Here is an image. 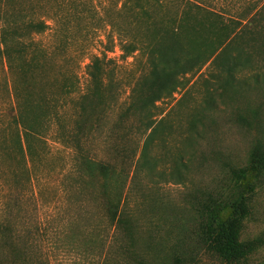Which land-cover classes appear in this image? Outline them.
Here are the masks:
<instances>
[{"label":"rangeland","instance_id":"1","mask_svg":"<svg viewBox=\"0 0 264 264\" xmlns=\"http://www.w3.org/2000/svg\"><path fill=\"white\" fill-rule=\"evenodd\" d=\"M159 1L146 5L165 24L177 5ZM119 2L7 4L23 22L43 19L46 29L30 36L33 43L11 68L0 58V223L10 227L18 247L38 264H220L195 241L193 232L207 214L200 207V217L198 205L232 197L229 167L246 164L255 140L264 148V74H237V81H244L243 92L231 102L228 92L221 94L211 81L208 63L184 75L180 87L154 103L155 129L140 157L150 130L143 132L140 115L122 112L135 78L146 70L145 55L135 51L123 58L107 25L120 26L136 40L150 37L142 22L131 23V13L119 10ZM202 2L224 16L260 5ZM210 29L213 37L223 28L213 22ZM102 54L113 68L114 88L78 115L77 100L87 88L86 65ZM243 105L259 106V132L231 121L233 108ZM18 111L41 133L30 140L32 154H25V167L13 144L19 128L10 122ZM83 159L106 164L116 173L123 170L122 188L121 180L113 178L110 197L119 195L118 210L131 224L129 240L110 224L100 179ZM251 207L238 239L259 238L261 243L242 264H264V173L251 194ZM6 252L0 246V263Z\"/></svg>","mask_w":264,"mask_h":264},{"label":"trees","instance_id":"2","mask_svg":"<svg viewBox=\"0 0 264 264\" xmlns=\"http://www.w3.org/2000/svg\"><path fill=\"white\" fill-rule=\"evenodd\" d=\"M42 1L53 4H90L91 0ZM171 1L177 5L175 14L167 23L162 24L152 16L150 6L146 5L153 2L161 4L159 0H120L119 10L131 13V23L142 22L145 34L150 37L147 41L129 38L125 30L114 23L107 25L110 32H114L118 38L123 58L135 51L145 55L146 70L135 78L130 89L129 103L122 112L140 115L139 126L143 132L150 130L140 157L144 155L147 140L155 129L151 118L154 103L170 96L180 87L184 75L198 71L208 63L211 81L220 89L221 94L228 92V100L231 102L243 92L244 81H237V74L242 71H252L251 75L254 77L259 72L264 74V0H234L243 4L260 5L247 6L243 14L235 13L236 10L230 11L228 16H224L221 11L202 6L203 0ZM7 4H18V0H0V58L11 68L15 57H22L33 43L30 36L44 32L46 24L40 18L21 21L19 13L9 9ZM213 22L223 29L211 37L210 28ZM109 63L110 60L104 54L90 58L86 65V92L77 100L78 115L85 114L92 101L100 102L105 93L114 88L113 68L109 67ZM12 91V96L16 99L17 91L14 88ZM205 105L209 107L210 102L206 101ZM258 110L259 106L234 107L231 121L238 127L259 132L261 125ZM52 116L56 119L59 114L54 112ZM10 119L11 124L19 128L14 134L13 144L25 167V154H32L30 140L39 139L37 136L41 133L35 129V123L29 124L21 118L19 111L17 114L13 113ZM189 127H192L191 123ZM82 163L100 179V193L109 211L110 224L120 229L124 238L129 240L132 234L131 224L128 217L118 210L119 195L115 199L110 197L113 178H116L113 182L121 180L119 190L122 188L125 179L123 170L116 173L114 168L106 164L90 163L85 159ZM144 165L149 168L146 160H142V166ZM229 173L235 194L222 202L207 199L206 204L198 205L197 212H201V207L207 214L205 218L203 216L204 222L201 221L193 234L199 247L213 254L220 264H242L248 262L261 243L259 238H238L242 221L251 216V194L264 173L262 144L255 140L246 164L242 167H229ZM202 215L200 213L199 216ZM16 238L18 237L10 227L0 223V246H4L7 251L3 263L0 264H38L27 254L26 249L18 247ZM127 245L130 248L131 244Z\"/></svg>","mask_w":264,"mask_h":264}]
</instances>
